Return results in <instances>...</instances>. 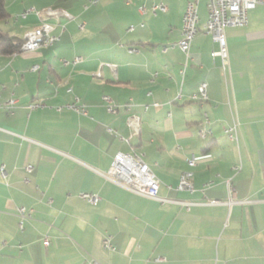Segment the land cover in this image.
Listing matches in <instances>:
<instances>
[{
    "label": "crops",
    "instance_id": "obj_1",
    "mask_svg": "<svg viewBox=\"0 0 264 264\" xmlns=\"http://www.w3.org/2000/svg\"><path fill=\"white\" fill-rule=\"evenodd\" d=\"M187 1L5 0L9 15L0 29L21 40L43 18L23 16L26 9L61 14L44 17L57 26L53 45L0 53V264H264V5L249 10L246 25L225 28L224 71L211 56L219 46L209 33L194 37L189 59L173 46ZM159 2L166 9L154 13ZM207 3L199 4L201 23ZM98 4L111 20L90 16ZM202 81L208 98L195 99ZM104 95L131 110L110 113ZM76 96L87 115L54 108ZM11 98L12 111L3 105ZM39 100L48 106H29ZM129 112L141 127L134 136ZM234 120L238 141L225 131ZM119 151L141 153L159 196L191 201L190 208L106 177ZM188 170L194 190L177 189ZM229 178L235 201L205 203L229 198ZM81 191L100 201L89 203ZM20 207L30 214L22 226Z\"/></svg>",
    "mask_w": 264,
    "mask_h": 264
},
{
    "label": "built area",
    "instance_id": "obj_2",
    "mask_svg": "<svg viewBox=\"0 0 264 264\" xmlns=\"http://www.w3.org/2000/svg\"><path fill=\"white\" fill-rule=\"evenodd\" d=\"M93 4L97 3L98 0H90ZM201 0H188L186 9L183 15V26H182V37L173 44V46H178L189 59L190 48L194 37L199 32L209 33L212 35L215 42L218 43V49L211 51V56L213 58L220 57L221 66L225 70H227L229 66V52L227 45V38L225 34V28L228 26H244L248 23V12L251 9H254L258 5H264V0H208L207 10H208V18L204 23L200 22L199 15V4ZM152 11L154 13L157 12L158 9L165 10L166 6L162 3H153ZM141 10H145V6L141 7ZM29 13H35L37 16L42 18L41 21L45 22V30H40L39 32L33 34H25L23 43L20 47V51H33L39 49L41 47H47L56 43L60 36L56 33L57 26L47 21L45 16L48 15H60V12L52 13V14H41V9H37L35 7H30L26 9L22 15L26 16ZM63 14L68 15L66 12ZM69 16V15H68ZM168 47L165 46L164 50H167ZM81 57H76L75 61H79ZM64 63H68V61L64 60ZM38 66L34 65L32 68L36 69ZM185 66L181 69V74L184 76L185 74ZM193 98L205 100L208 98L207 93V82L202 81L198 85L197 92L194 93ZM104 101L106 102L107 110L110 113H117L120 107L130 111L131 104L125 103L123 105H119L113 102L112 98L108 95L103 96ZM16 99L11 98L6 101L3 105L6 106L10 111L14 107ZM155 106H158L159 103L155 102ZM2 104H0V107ZM31 108H40L48 106L43 101L39 100L33 102L29 105ZM54 108L58 111L63 108H67L70 110H74L81 114H88V109L86 104L80 102L78 96L75 97L73 102H68L63 105L54 106ZM145 108H148V105H145ZM138 115L134 112H129L126 123L130 130V136H134L139 134L141 127H137L135 124V116ZM207 117V116H206ZM209 121V118H206ZM238 130H239V121L234 120L233 124L225 129L229 138L234 141H238ZM201 136L205 135L204 130L200 131ZM122 140H128L124 137H121ZM190 165H196L197 160L195 157L188 159ZM242 165L238 164L234 166L235 172H238L241 169ZM27 170L32 169L31 164L26 165ZM0 172L3 177L6 176V171L4 165H1ZM106 177L115 181L119 185L133 191L134 193L158 199L162 202L166 201H174L170 199H166L159 196L160 182L150 167V165L144 160L143 155L141 153H131L119 151L113 162L105 174ZM193 172L191 170L185 171L181 174L179 183L176 186L179 190H188L193 191L194 185L192 182ZM227 187L229 191V198L225 201L220 199H207L205 203L207 204H231L235 200L233 199L235 188L231 178L227 181ZM79 197L87 200L89 203L97 204L100 201V196L96 193L81 191L78 193ZM177 203L185 204L187 208H190L192 204L191 201H174ZM19 213L22 217L20 222V226L23 225V218L28 215L26 213L24 207L19 208ZM104 245L107 248L115 249L113 244L111 243L110 237L104 238ZM44 243L46 246L50 244L49 237H44Z\"/></svg>",
    "mask_w": 264,
    "mask_h": 264
},
{
    "label": "trees",
    "instance_id": "obj_3",
    "mask_svg": "<svg viewBox=\"0 0 264 264\" xmlns=\"http://www.w3.org/2000/svg\"><path fill=\"white\" fill-rule=\"evenodd\" d=\"M9 15L5 0H0V20L7 18ZM23 40L9 35L7 32L0 29V53L13 54L20 51Z\"/></svg>",
    "mask_w": 264,
    "mask_h": 264
},
{
    "label": "bare ground",
    "instance_id": "obj_4",
    "mask_svg": "<svg viewBox=\"0 0 264 264\" xmlns=\"http://www.w3.org/2000/svg\"><path fill=\"white\" fill-rule=\"evenodd\" d=\"M57 12H59V11L52 9V8L41 9V14H52V13H57ZM40 30H45V22L44 21H41L38 26L29 30L26 34H33V33L39 32ZM135 124L138 127V118L136 116H135Z\"/></svg>",
    "mask_w": 264,
    "mask_h": 264
},
{
    "label": "rangeland",
    "instance_id": "obj_5",
    "mask_svg": "<svg viewBox=\"0 0 264 264\" xmlns=\"http://www.w3.org/2000/svg\"><path fill=\"white\" fill-rule=\"evenodd\" d=\"M88 2V1H87ZM90 0H89V4H90ZM91 4H93L92 2H91ZM94 8H93V10H92V12H91V15L90 16H94L95 14H97V13H100V15H99V17L98 18H104L105 20H111L113 17L112 16H110V14H109V11L106 9H103V8H101L102 7V5L101 4H98L97 6H93ZM96 8L98 9V10H96ZM98 18H97V20H98ZM2 21V20H1Z\"/></svg>",
    "mask_w": 264,
    "mask_h": 264
}]
</instances>
